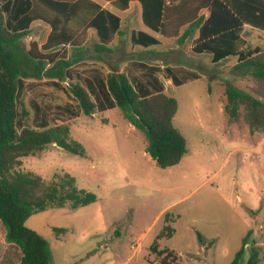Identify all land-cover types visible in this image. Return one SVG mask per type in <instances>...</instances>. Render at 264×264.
<instances>
[{
  "label": "rangeland",
  "instance_id": "rangeland-1",
  "mask_svg": "<svg viewBox=\"0 0 264 264\" xmlns=\"http://www.w3.org/2000/svg\"><path fill=\"white\" fill-rule=\"evenodd\" d=\"M121 2L127 10L118 16L112 38L103 40L94 30L66 22L31 0L33 20L21 41L24 47L34 41L54 60L71 58L80 49L82 60L62 82L22 80L18 98L28 111L26 124H67L85 154L48 145L22 158L20 169L46 181L68 173L96 199L74 211L48 208L31 215L25 225L48 242L50 264H158L150 246L167 212L174 234L156 241L158 249L176 253L174 264H230L247 232L239 264L251 246L259 252L257 264H264V133L249 132L242 119L232 122L223 112L225 84L249 90L251 81L233 71L236 57L213 63L210 55L192 52L191 37L177 50L165 47L162 55L138 48L131 40L143 27L137 8ZM63 32L71 36L69 45L57 40ZM163 46H176V41H164ZM260 50L264 32L248 31L242 52ZM173 68L179 69L178 79L197 80L174 86L169 94L177 102L172 123L187 151L176 165L161 169L146 153L141 132L109 104L104 80L108 72L122 71L132 83L155 79L164 88L167 79L172 83ZM71 80L89 92L96 104L92 115L80 111L68 90ZM54 227L66 231L56 237ZM196 232L213 244L199 243Z\"/></svg>",
  "mask_w": 264,
  "mask_h": 264
},
{
  "label": "trees",
  "instance_id": "trees-1",
  "mask_svg": "<svg viewBox=\"0 0 264 264\" xmlns=\"http://www.w3.org/2000/svg\"><path fill=\"white\" fill-rule=\"evenodd\" d=\"M36 1L66 22L94 29L103 40H108L118 26L114 15L99 10L90 0ZM139 1L144 24L157 30L161 25L163 2ZM30 7L31 0H0V222L5 229V241L20 251L19 264H50L48 242L28 228L26 220L48 208L67 207L74 211L94 202L96 197L92 192L78 188L68 173L46 181L36 173L20 169L22 158L35 156L48 145L79 156L85 154L83 146L71 138L67 124L36 127L26 124L28 111L18 98L22 80L45 78L62 82L70 79V67L82 60L80 49H75L71 58L54 60L53 56L42 53L34 41L30 42L29 48L24 47L21 41L29 35L33 19ZM243 24L264 30V0H213L209 17L204 22L201 17L190 22L176 40L182 43L195 28H199L200 38L204 40L193 49L194 52L210 53L213 62L227 55H237L238 61L232 69L238 77L249 79L252 85L249 90H243L226 83L223 112L232 122L242 119L249 132L264 133V50L238 51ZM59 37L57 40L64 44L71 38L65 32ZM132 42L147 46L155 44L156 40L138 31ZM104 88L109 104L117 107L123 118L141 132L146 141L145 151L157 167L165 169L182 159L187 149L184 137L172 123L177 110L175 98L161 89L151 92L142 84L132 83L126 74L114 70L106 74ZM68 90L84 115L95 112V102L77 81L71 80ZM168 217L165 212L162 228L150 246L158 264H174L177 258L173 250L157 247V239L170 238L174 234V228L168 224L173 221ZM52 230L56 237L66 231L56 227ZM196 239L206 246L214 242L213 239L206 242L198 232ZM247 240L248 232L230 264H239ZM259 260L258 250L251 246L244 264H257Z\"/></svg>",
  "mask_w": 264,
  "mask_h": 264
},
{
  "label": "crops",
  "instance_id": "crops-1",
  "mask_svg": "<svg viewBox=\"0 0 264 264\" xmlns=\"http://www.w3.org/2000/svg\"><path fill=\"white\" fill-rule=\"evenodd\" d=\"M67 1H75V0H67ZM90 1L97 4V6L99 7V10H106L109 13H111L112 15H114L118 19V22H119L118 16L120 15V13H123L127 10V8L123 6L121 1L127 2L128 4H134L137 8L138 16H139L141 23H142V26H143L142 30H137L136 32H138V31L143 32V33L149 35L150 37H152L156 40L155 44L147 45V46H142V45H138L135 43L134 44L138 48H140L144 51H147V50L157 51L155 53V55H162L164 52L163 50H165L166 48H167L166 51H173V50L179 49L180 47H182L180 45H182L183 42L189 37H191L194 40V43L191 46V50H192V52H194L193 49L200 42H202L204 40V39L200 38V29L199 28H195L194 31L191 33V35L188 36L180 44L177 42L176 39L180 35L182 29L184 27H186L190 22H192V21H194L200 17L203 19V22H204L209 17V15L211 13L212 2H213V0H161L163 2L161 25L158 27L157 30H152L147 25H145L143 22L142 5H141L139 0H121V1L120 0H100L101 3H98L96 0H90ZM219 1H221V0H219ZM29 27H30V25H29ZM79 27L86 28V29H92V28H87L85 25L79 26ZM92 30H94V29H92ZM251 30L264 32V30H262V29H258L256 27H251L247 24H243L242 25V31L239 35V46H238L239 52H242V40L244 38H246V35H248V31H251ZM136 32L133 35H131V40L135 36ZM113 35H114V31H113V34L111 35L110 38H112ZM70 39L64 45H69ZM167 40H175L176 46H163V42L167 41ZM171 49H173V50H171ZM161 51H163V52H161ZM150 53L154 54V52H150ZM194 53H196V52H194ZM203 53L210 55L211 61H212V55L210 53L201 52V53H196V54H203ZM228 57H236L238 59L237 55H227L224 58L220 59L218 62H220L221 60H224ZM157 60L161 61L162 58H158ZM218 62H213V63H218ZM166 66H168V64H166ZM178 70H179L178 68H173L174 76L171 78L173 84L171 83V81L169 79H167L165 81L166 87H164V88H163L162 84H160V82L155 80V79H152L151 81L135 82V84H137V83L142 84L151 92L154 91L155 89H161V91L163 93L169 95L174 86H180V85L185 84L186 82L197 80V79H185V80L178 79L175 76V73ZM185 71H191V70L186 69ZM117 72L123 73L122 71H117ZM175 81L179 82V84L175 83ZM4 237H5V229L0 222V264H19L20 257H21L19 249L14 244L7 243L5 241Z\"/></svg>",
  "mask_w": 264,
  "mask_h": 264
}]
</instances>
